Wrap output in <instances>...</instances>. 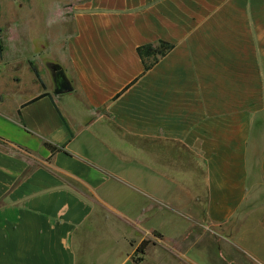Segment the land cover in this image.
Wrapping results in <instances>:
<instances>
[{"label": "crops", "instance_id": "obj_1", "mask_svg": "<svg viewBox=\"0 0 264 264\" xmlns=\"http://www.w3.org/2000/svg\"><path fill=\"white\" fill-rule=\"evenodd\" d=\"M0 264H264V0H0Z\"/></svg>", "mask_w": 264, "mask_h": 264}, {"label": "trees", "instance_id": "obj_2", "mask_svg": "<svg viewBox=\"0 0 264 264\" xmlns=\"http://www.w3.org/2000/svg\"><path fill=\"white\" fill-rule=\"evenodd\" d=\"M173 48V45L163 41H160L157 44H149L139 47L137 52L143 61L145 71H149L155 64L159 62L161 58L172 51ZM35 73L38 76V73L36 71ZM45 147L49 149L51 153H55L61 150L50 143H45ZM149 243L150 241H143L137 248L135 254L136 256H138V258H134L135 262H140L142 260V256L145 254L146 247Z\"/></svg>", "mask_w": 264, "mask_h": 264}, {"label": "flooded vegetation", "instance_id": "obj_3", "mask_svg": "<svg viewBox=\"0 0 264 264\" xmlns=\"http://www.w3.org/2000/svg\"><path fill=\"white\" fill-rule=\"evenodd\" d=\"M57 84H58V87H59V88L65 86V83H64V81L62 80L61 76H58V77H57Z\"/></svg>", "mask_w": 264, "mask_h": 264}, {"label": "rangeland", "instance_id": "obj_4", "mask_svg": "<svg viewBox=\"0 0 264 264\" xmlns=\"http://www.w3.org/2000/svg\"><path fill=\"white\" fill-rule=\"evenodd\" d=\"M21 1V3H25V4H27V0H20ZM25 81L27 82L28 80L27 79H29L28 77H27V74H25ZM229 253V252H228ZM223 255L225 256V259L227 260L228 259V256H227V254L226 253H223ZM214 263V262H213Z\"/></svg>", "mask_w": 264, "mask_h": 264}, {"label": "water", "instance_id": "obj_5", "mask_svg": "<svg viewBox=\"0 0 264 264\" xmlns=\"http://www.w3.org/2000/svg\"><path fill=\"white\" fill-rule=\"evenodd\" d=\"M67 91H69V89H64V90H63V92H67Z\"/></svg>", "mask_w": 264, "mask_h": 264}]
</instances>
